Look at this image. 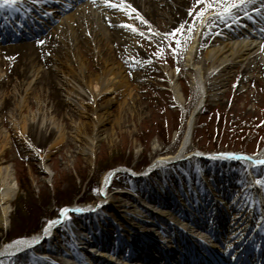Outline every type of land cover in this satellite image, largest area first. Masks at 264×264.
I'll return each mask as SVG.
<instances>
[{"label": "bare ground", "instance_id": "obj_1", "mask_svg": "<svg viewBox=\"0 0 264 264\" xmlns=\"http://www.w3.org/2000/svg\"><path fill=\"white\" fill-rule=\"evenodd\" d=\"M262 1L250 0L244 11L258 8ZM33 4L34 13L32 11L30 14L28 8ZM126 5H131L136 11L133 12L130 8L125 12L109 7L103 0H21L14 8H0V112H4L10 104L14 105L10 119L25 135L24 138L30 139L27 135L31 131L35 132L37 137L38 130L44 129L45 134L41 132L40 137L49 131L50 137L54 139L49 145L56 146L65 139L58 123L74 117L80 120L90 117L93 135L82 136L83 129L77 126L76 137L80 142L79 152L90 159L93 158L96 143L106 134V125L110 121L111 112L108 108L115 101L108 95L121 89L123 100L120 104L127 105L136 89L131 82L133 76L130 71L125 73L123 66L117 62V54L119 55L122 49L126 50L123 46L128 47V65L137 61L142 63L144 55L137 52L135 44L130 45L131 39L138 36L150 40L161 39L162 34L157 29V24H160L161 30L178 28L183 24L185 33L182 38L184 41L187 39L186 50L180 65L177 63V67L171 72L169 82L176 101L182 104L185 101L184 94L177 81L180 79V71L186 70L194 91L193 99L195 98L192 110L186 113L183 119L186 131L178 151L173 155L159 156L149 166L156 167L154 170L160 171L165 180L157 183L147 180L142 189L145 195L143 201L133 200L131 203V200L127 199L124 203H120V200L114 202L115 197L109 196L110 183L115 179V169H111L103 176L104 195L102 200L100 199L101 203H74L66 206L64 208L69 209L67 214L60 211L56 217L49 220L59 222L49 225L48 221L38 233L3 242L0 245V264H8L12 255L21 251L28 253L31 258L39 260L42 257V261L48 262L50 259L45 260L47 257L50 258V255L61 250L54 242L58 231H61L58 232L60 237H63L65 232L74 239L70 249L64 247L65 249L61 250L67 258L66 264L74 260L79 264H89L80 259L86 255L84 246L87 242H93L94 247L101 248L102 257L93 258V264H114L115 254L119 259L122 258L121 255L124 256V264L132 258L156 263L155 260L160 258L164 260V264H168L169 260H175L179 264H193L180 259L182 254L179 248L182 249V243H187L186 238L195 235L204 239L195 244V247L202 249L205 245L216 253L214 255L217 258H225L224 262L226 257L222 254L234 251L232 258L238 261V264H264V258H261L262 254L264 256V187L255 183L257 178L262 177L260 169L263 166L248 163L250 165L246 166L247 175L243 177L248 181V187L253 193V205L248 197L243 199L234 194L238 189L242 191V186L238 187L242 182H237L241 173L233 167L237 162L235 159L227 155H213L208 161H224L229 166L228 171L211 169L215 167L214 164L201 170L197 153L190 149L198 114L208 102L218 104L231 79L238 81L237 86L240 89L246 84L252 86L256 82L264 85V11L259 16L262 18V24L245 30L237 28L233 23L235 20L218 19L215 16L216 9H209L203 17L205 23H201V18L195 15V10L200 7L195 4V0H126ZM108 10L113 14H109ZM236 12L238 18L244 16L240 9ZM31 15L35 20H32ZM137 15L142 16L148 23L138 19ZM13 16L22 18L16 24L22 26L23 23L27 29L7 35V23ZM188 19L193 21L190 26H187ZM54 23L57 25L53 31L56 39L49 41L51 38L46 36L31 43L3 45L23 35L34 38ZM128 24L135 25L144 35L132 31L126 26ZM142 26L144 28H141ZM149 28L152 29L151 32L148 31ZM188 29H191V32ZM251 30L255 33L250 34ZM126 37L128 38L125 39ZM41 40L44 41L42 44L38 42ZM108 51L109 57L104 59L102 55ZM86 54H92L94 57L99 65L98 72L88 70L90 67ZM61 56L66 57L65 62L61 61ZM7 57H10L15 65L7 76L14 77L11 82L1 80L4 76L1 67L6 65ZM140 66L143 67L141 64ZM87 70L90 74L86 73ZM10 87L12 94L8 96ZM38 91L44 93L42 103ZM33 100L37 101V106L40 103L38 112L32 111ZM64 106L71 108V114L65 112ZM45 108L47 114L44 112ZM258 108L259 114L264 115V107L261 105ZM3 119L0 113V120ZM27 129L29 131L26 134ZM1 154L0 150V156ZM187 155L188 160L195 161L199 169L195 174L187 171L189 174L186 175L185 182L174 185L167 179L168 171L165 167ZM257 157L264 159V150H261ZM40 159L41 164L45 166L46 156ZM182 164L184 165L182 162L179 166ZM149 172L145 171L142 176H147ZM120 190L118 193L123 196L122 199L128 196V191L131 192L127 187V192L125 189ZM18 191L19 186L10 166L0 164L2 228L8 227L10 223L12 204ZM102 202L105 205L101 207ZM112 204L118 206L120 211ZM152 205L156 210L148 208ZM135 207V216L132 215V218L126 221L124 214L127 212L130 215ZM77 208L81 211H75ZM72 214L82 217L74 224L70 218H66ZM173 215L179 220L178 223L174 222L176 220ZM161 226L165 228L161 234L168 236L167 248L161 243V239L155 236L156 231L161 232ZM45 227L48 228L47 235L44 234ZM18 240H24L25 243L18 245ZM33 240L35 243H32ZM191 255L194 258L199 256L195 251H191ZM139 262L138 260L137 263Z\"/></svg>", "mask_w": 264, "mask_h": 264}, {"label": "rangeland", "instance_id": "obj_2", "mask_svg": "<svg viewBox=\"0 0 264 264\" xmlns=\"http://www.w3.org/2000/svg\"><path fill=\"white\" fill-rule=\"evenodd\" d=\"M108 11L109 14H113L111 10ZM193 11L194 9L191 10V13ZM188 20L187 26L193 24L192 19ZM56 26V23L52 24L46 31H42L40 35L34 38L23 35L12 39V41H7L3 45L31 43L46 36H49L51 38L49 41H51L56 39L53 33ZM159 26L157 24L156 27L162 34L161 39L150 40L140 36L131 39L130 45L135 44L137 52L144 55V58L142 56V63L137 61L128 65L130 63V55L126 51L128 47L123 46L126 50L122 49L119 51V55L117 54V62L123 66L125 73L130 71L133 76L131 82L136 89L127 105L120 104L123 100L121 89L108 95L115 101L108 108L111 112L110 121L106 125V134L96 143L93 158L90 159L87 155L79 152L80 142L76 137L77 126L83 129L82 136L90 137L93 135L90 117L81 120L74 117V119L58 123L59 129H62L65 134V139L61 144L50 146L49 144L54 139L50 137L49 131L40 137L41 132L45 134L44 129L38 130L37 137L36 133L31 131V134L27 135L30 139L24 138L25 135L21 133L19 128L15 127L14 121L10 119L11 113L14 112L13 104H10L4 112H0L4 117L2 121L0 120V150L2 152L0 164L10 166L19 186L17 197L12 204L10 223L6 228L0 227V245L6 241L10 232L14 234L19 230V226L27 224L25 226L27 230L41 227L42 223L56 217L62 207L74 203H81L80 205L99 203L100 199L102 200L100 191L103 176L107 171L128 167L137 170V172H145V168L159 156L173 155L178 151L186 131L183 119L185 114L192 110L195 98L193 99L194 91L186 70L180 71V79L177 81L181 92L184 94L185 101L182 104L176 101L170 87L169 79L171 78L169 76L177 67V63L180 65L182 62L181 58L186 50L185 41L187 39L184 41L182 38L184 35L182 36L180 33H175V38L165 36L167 33H172L176 28L163 29L164 32ZM123 33L125 34V32ZM178 40L180 41L179 46L177 45ZM44 41L46 42L47 39ZM174 48L176 49L175 52H173ZM86 55L90 67L88 70L98 72L99 65L92 54ZM102 57L108 58L109 51L105 52ZM61 61L65 62L66 57L61 56ZM5 64L1 67L4 70V76L1 80L11 82L14 77L7 76L15 65L10 57L5 58ZM180 69L181 67H179ZM88 70L86 73L90 74ZM237 85L238 81L231 79L227 91L222 93L218 104L215 105L216 103L210 101L198 114L190 147L192 152L200 155L199 152L202 150H222V152L257 154L264 150V115L258 112L260 111L258 106L264 107V85L256 82L252 86L246 84L242 89L238 88ZM7 92L8 96L12 94V87ZM38 96L40 103H42L44 93L41 91ZM40 103L37 106V101H34L32 111L38 112L39 107H41L39 106ZM259 103L261 104L259 105ZM64 110L71 114L70 107L64 106ZM44 112L47 114L46 108ZM85 112L87 113V110ZM28 131L27 129L25 133L27 134ZM45 156L46 167L41 164L42 159H40V157ZM199 162L201 170L210 166L208 161L199 159ZM183 163L184 165L182 164L181 167L184 166L182 169L184 174L188 175V172L195 174L197 167L195 161L186 160ZM240 165L236 163L234 167L241 168ZM166 169L168 171L166 177L171 179V183L176 185L179 181L185 182V177L182 171L177 170V165L168 166ZM240 173V179L245 181L246 179L243 177L247 175L246 172L241 171ZM260 173L264 178V167L260 169ZM162 178L160 171H155L153 174L141 178H133L128 173H118L110 186V195H108L115 197L114 202L120 200V203H124L127 199H130L131 203L133 200L141 202L140 199L142 200L143 195L141 190L145 187L147 180L150 179L153 183L163 182ZM240 179L238 178V183L241 182ZM243 186V192L239 193L238 196L248 197L249 202L254 204L253 194L251 196V191L247 192V186L245 184ZM126 187L137 196L132 197L129 194L122 199L123 196L118 192ZM16 205L24 209V213L29 215L25 222L22 221L21 225L18 223L13 225V220L17 214ZM113 206L117 211L119 210L118 206L115 204ZM136 210V207L132 209L131 216L126 212L124 219L127 221L132 218V215L135 216ZM80 217L82 216L72 214L69 220L75 224L80 220ZM25 229H21V231ZM40 230L41 228L36 229L35 233ZM58 232L61 233V231ZM58 232L55 235L56 240H53L55 244L61 250L69 244L70 249V235L63 232V237H60ZM61 250L56 251L52 256L48 254L50 258L45 259H50L48 262L31 258L28 253H21L20 259L12 257L8 264H66L67 258ZM70 264L79 263L74 260Z\"/></svg>", "mask_w": 264, "mask_h": 264}, {"label": "snow or ice", "instance_id": "obj_3", "mask_svg": "<svg viewBox=\"0 0 264 264\" xmlns=\"http://www.w3.org/2000/svg\"><path fill=\"white\" fill-rule=\"evenodd\" d=\"M21 2V0H0V8H14L16 7V5ZM103 2L108 5L109 7L112 8H117L120 10H123L125 12L128 11V9L131 8V5H126V0H119V2H116V0H103ZM250 0H195V4L196 5H200V7L198 9L195 10V15L197 17H200L201 23H205L203 17L205 15V13L209 10V9H216L217 11L215 12V16L222 20V21H228V20H237L238 21V16H237V9H240L241 11H243V14L245 16H248V12L244 11V8L246 6L247 3H249ZM131 10L133 12L136 11V9L131 8ZM255 11V9H253ZM190 15L192 14L191 11L189 13ZM137 18L140 19L141 21H143L144 23H148V21L144 20V18L142 16L137 15ZM251 18V17H249ZM128 28H130L132 31L134 32H138L139 35L143 36L144 33L143 32H139V30L135 27V25L133 24H128L126 25ZM149 32L152 31L151 28L148 29ZM189 32H191V29H188ZM175 33H180L182 36L184 35V26L183 24H181L178 28H176L172 33H167L165 34V36H172L173 38H175ZM39 43H43V41H38ZM180 41H177V45L179 46ZM170 46V45H169ZM162 50V49H161ZM176 49H173V52H175ZM159 54V53H157ZM222 155H227V156H232L233 154L229 153V154H222ZM247 159L249 160H253L252 157H247ZM253 164L255 166H264V159H255L253 160ZM255 183L257 185H260L261 187H264V178H257L255 180ZM62 214H67L69 212L68 208H63L60 210ZM75 211H81V209L77 208L75 209ZM59 221H49V225L53 224V223H57ZM44 234L47 235L48 234V228L45 227L44 229ZM25 243L24 240H18L16 241V244H23ZM32 243H35V241L33 240Z\"/></svg>", "mask_w": 264, "mask_h": 264}, {"label": "trees", "instance_id": "obj_4", "mask_svg": "<svg viewBox=\"0 0 264 264\" xmlns=\"http://www.w3.org/2000/svg\"><path fill=\"white\" fill-rule=\"evenodd\" d=\"M15 210H16L17 214H16V217L13 220V225H15V223H18L19 225H21L23 223L22 221L24 220V222H25L26 217L27 216L29 217V215L27 213L25 214L24 213V209L20 208V206L16 205ZM43 224L44 223L41 224V227H37L36 229L42 228ZM26 225L27 224H23L22 226H19V228H18L19 230H17L14 234H12V232H10L8 234L7 238H6V241H10L13 238H16L18 236H28V235L36 232V229H33V230L32 229H29V230L25 229ZM21 229H25V230L21 231ZM17 257L18 258H15V259H20L19 256H17Z\"/></svg>", "mask_w": 264, "mask_h": 264}]
</instances>
